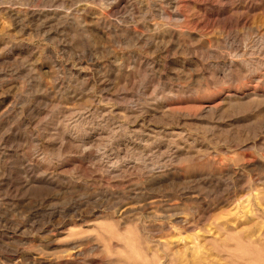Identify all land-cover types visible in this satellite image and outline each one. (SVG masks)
I'll use <instances>...</instances> for the list:
<instances>
[{"label": "rangeland", "instance_id": "rangeland-1", "mask_svg": "<svg viewBox=\"0 0 264 264\" xmlns=\"http://www.w3.org/2000/svg\"><path fill=\"white\" fill-rule=\"evenodd\" d=\"M0 264H264V0H0Z\"/></svg>", "mask_w": 264, "mask_h": 264}]
</instances>
